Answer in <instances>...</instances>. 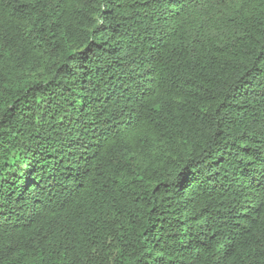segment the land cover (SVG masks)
Instances as JSON below:
<instances>
[{"label":"trees","instance_id":"1","mask_svg":"<svg viewBox=\"0 0 264 264\" xmlns=\"http://www.w3.org/2000/svg\"><path fill=\"white\" fill-rule=\"evenodd\" d=\"M0 264H264V0H0Z\"/></svg>","mask_w":264,"mask_h":264}]
</instances>
